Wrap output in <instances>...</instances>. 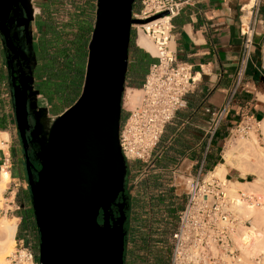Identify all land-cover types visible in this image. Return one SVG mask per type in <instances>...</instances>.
Masks as SVG:
<instances>
[{"label": "water", "instance_id": "1", "mask_svg": "<svg viewBox=\"0 0 264 264\" xmlns=\"http://www.w3.org/2000/svg\"><path fill=\"white\" fill-rule=\"evenodd\" d=\"M134 2L96 0L81 93L46 129L37 179L28 173L39 264H122L124 217L111 225L109 210L128 178L118 133L131 27L166 14L136 19ZM14 116L24 144L17 109Z\"/></svg>", "mask_w": 264, "mask_h": 264}, {"label": "crops", "instance_id": "2", "mask_svg": "<svg viewBox=\"0 0 264 264\" xmlns=\"http://www.w3.org/2000/svg\"><path fill=\"white\" fill-rule=\"evenodd\" d=\"M178 1L180 10L171 19V46L175 59L191 66L195 81L184 106L166 124L153 151L150 166L162 178L213 171L225 163L223 147L233 127L245 118L264 117V100L258 97L264 95V0H256L252 6L250 0ZM246 6L249 11L244 9ZM244 25L249 27L252 41L245 64ZM149 55L151 64L156 59ZM2 61L0 55V74ZM219 112L222 116L214 127ZM4 132L7 149L0 148V182L2 174H8L6 189L17 194L24 178L21 155L12 154L10 146L11 139L13 147L18 145L11 104L0 107V133ZM232 168L226 166V176ZM14 217L20 221V216Z\"/></svg>", "mask_w": 264, "mask_h": 264}, {"label": "built area", "instance_id": "3", "mask_svg": "<svg viewBox=\"0 0 264 264\" xmlns=\"http://www.w3.org/2000/svg\"><path fill=\"white\" fill-rule=\"evenodd\" d=\"M179 10L178 0H139V8L132 15L136 19L146 20L166 12L152 21L132 24L136 41L140 33L152 40L156 60L149 65L145 74L140 87V101L133 107L125 108L126 116L119 128V147L128 168L136 162L152 164L153 151L166 124L184 106L185 97L195 81L191 66L177 61L170 46L171 19ZM251 45L249 27L244 25V64ZM0 100H3L5 107L11 104L4 78L0 80ZM221 116L222 112H219L214 127ZM246 128L243 120L235 131L244 133ZM210 171L186 177L185 202L170 232L171 253L168 264H236L240 261L241 253L235 236L238 225H244L247 220H240L238 208L244 204L260 205L261 202L252 191L239 189L232 194L228 193L223 182L208 176ZM245 240L250 241V237ZM239 243L244 246V236ZM15 256L22 260L21 264H34L31 250L23 246V238L20 239Z\"/></svg>", "mask_w": 264, "mask_h": 264}, {"label": "rangeland", "instance_id": "4", "mask_svg": "<svg viewBox=\"0 0 264 264\" xmlns=\"http://www.w3.org/2000/svg\"><path fill=\"white\" fill-rule=\"evenodd\" d=\"M41 0H32V6L34 9L39 10L38 4ZM62 5L59 7L60 13H56L57 20L65 24L68 20L66 3H69V0H62ZM79 3H82V0H78ZM139 8V0L135 4V10ZM33 11L35 12V10ZM245 9H248L249 6H246ZM72 11V8L71 10ZM152 21V20H151ZM131 27L132 35L135 39L136 44V34H135V27ZM34 33L36 34L38 31L35 26L32 28ZM60 30H71L69 26L59 25ZM131 38V37H130ZM138 38V37H137ZM150 39V38H149ZM151 40V39H150ZM138 46V45H137ZM171 46V43H170ZM133 48H131L132 50ZM1 58L2 53H0ZM4 65V61H2ZM147 66L144 65L141 72H145ZM4 78V73L1 71L0 80ZM136 87L130 85L129 81L124 83V90L122 93V101H121V118L124 119L126 116L125 108H129L130 104L128 100V93L135 89ZM139 89V88H138ZM258 97L264 100V95L258 94ZM124 103V104H123ZM38 104L40 107L39 116L37 119L38 125V136H39V146L41 147L44 139H45V131L46 126L43 123V119L45 120L46 117L50 118L53 121V118L56 117L57 111L52 109L50 102L46 101L43 96L38 97ZM4 105L3 100H0V107ZM131 105V104H130ZM12 106V104H11ZM133 106V105H132ZM45 109V112H43ZM264 118V117H263ZM262 117L260 118H253V119H244V125L247 128L244 130V133H240L239 131H235L237 126L233 127L230 136L226 139L225 145L223 150L225 154V149L227 145H229V141L236 139L238 141L240 138L244 139H251V136L255 137L254 144L258 149H261L264 153V133L262 129L261 121L263 120ZM15 121V120H14ZM14 139L10 140V146L12 148V154H16L18 152L21 155L20 163H21V173L23 174L24 181H22V185H20L17 194L11 192V189H5V192H2L1 199H0V221L6 218H12L14 216H20L19 219L16 220V230L14 234L15 244L13 245L12 249L8 253H4V261L6 264H21L20 258L15 256L16 250L19 249L20 240L17 238L18 230L24 234L23 236V246L28 247L33 256V263L39 264V246H40V238H39V229L37 225L33 223L35 217L28 214V220L24 222V215L26 211H28V206L30 203L28 200L30 199L27 195V189L29 188L28 180L26 178V174L24 171V164L22 159V148L20 144V139L18 135V145L13 147ZM256 148V149H257ZM7 147L4 148L6 151ZM255 150L249 151V160L251 162V167L249 166L250 170L246 174V176H240L241 173L238 170L230 169L229 175H227V179L230 180H238L240 182L247 183V181H253L257 178L254 175V172L251 169H256V156ZM223 154V155H224ZM245 155L244 149L235 152V156L238 158L242 157L240 155ZM13 157V156H12ZM255 157V158H254ZM225 158V157H224ZM223 161V159H222ZM221 161V162H222ZM132 167L128 168V178H127V190L131 197L132 201V225H138L141 223L143 225V232L144 234H148L151 236V245L156 249H162L164 257L166 258L167 262H169V257L171 253V242H170V232L173 229V226L176 223L177 215L179 210L182 208L185 198H186V176L180 175H173L169 174L166 176L160 177L157 172L153 171L154 167L150 166V164L146 163H131ZM253 173V174H252ZM25 194L22 195V191L25 190ZM244 189L245 191H252L258 197V200L262 203L260 205H247L245 206L244 211H240L243 214L244 220L247 222L244 224V235L250 234V241H248V246L244 247V254L241 252L240 254V261H244V264H258L257 262H264V251L262 250V244H264V185L260 188H253L251 190H247L244 187H237V189ZM236 189V190H237ZM7 199H11L8 202ZM7 204H10L7 205ZM27 208V209H26ZM22 216V217H21ZM23 220V222H21ZM19 222V223H18ZM138 222V223H136ZM254 225V227H253ZM250 229L247 231L246 229ZM1 239L4 243H8V240L5 235L1 236ZM159 243H156V242ZM129 246H132L129 244ZM144 250H142V255L144 254Z\"/></svg>", "mask_w": 264, "mask_h": 264}, {"label": "trees", "instance_id": "5", "mask_svg": "<svg viewBox=\"0 0 264 264\" xmlns=\"http://www.w3.org/2000/svg\"><path fill=\"white\" fill-rule=\"evenodd\" d=\"M62 3V0H41L38 4L40 14L37 17L38 47L41 54L40 70H42L39 75L46 78L39 81V86L57 114L71 106L81 93L88 44L93 31L96 10V0H82V3H79L78 0H69V3L65 4L66 7H70L66 8L69 18L65 24H62L56 17V13H60L59 7ZM71 8L72 11H70ZM133 11H135L134 4L132 13ZM59 25L69 26L71 30H60ZM131 48L133 49L131 50ZM129 60H131L130 63ZM144 65L147 66V69L142 73ZM149 65V53L135 45V39L131 36L125 82L129 81L130 85L140 88L143 82L142 78L145 77ZM120 121L122 123L123 119L121 118ZM27 192L30 205L24 215V222L28 220V214L34 219L30 185ZM33 223L36 225L35 220ZM142 229L141 223L134 226L133 242L137 244L135 250L138 253L131 256L128 264H168L163 250L155 249L151 245V236L144 234ZM20 236L21 232L18 230L17 238L19 240L23 238ZM142 250L145 251L143 255Z\"/></svg>", "mask_w": 264, "mask_h": 264}, {"label": "flooded vegetation", "instance_id": "6", "mask_svg": "<svg viewBox=\"0 0 264 264\" xmlns=\"http://www.w3.org/2000/svg\"><path fill=\"white\" fill-rule=\"evenodd\" d=\"M33 9L32 0H0V44L4 61L3 73L13 114L17 109L24 132L25 143L23 144L15 121L27 180L28 173L32 180H36L37 173L41 168V161L38 157L40 151L37 133L38 108L40 107L38 97L43 96L48 101L39 86V81L46 78L39 75L42 70H40L41 54L38 47V32L35 34L32 29L35 26L38 31L37 17L40 14V9L37 12H34ZM131 35L132 32L130 37ZM109 211L111 225L113 223L118 225L121 215L124 217L122 223L124 234L122 264H128L131 256H135L138 252L135 250L137 244L133 242L132 201L127 187L124 195L116 199ZM102 217L103 213L100 210L99 223L103 222Z\"/></svg>", "mask_w": 264, "mask_h": 264}, {"label": "bare ground", "instance_id": "7", "mask_svg": "<svg viewBox=\"0 0 264 264\" xmlns=\"http://www.w3.org/2000/svg\"><path fill=\"white\" fill-rule=\"evenodd\" d=\"M254 2H255V0H250V5L252 6L254 4ZM34 10H35V12H37V9H34ZM152 20H154V19H152ZM136 42H137L138 46H140L143 49H145L146 51L150 52L152 55L156 54L155 46H154L152 40H150L146 35H143L140 33L138 35ZM141 94H142V91L140 88L139 89H136V88L132 89L128 93V100L131 104L130 105L127 102L129 107H133L134 105H136L140 101ZM43 123L46 126V129L48 130L51 123H52V120H50L49 117L48 118L46 117L45 120L43 119ZM261 124H262L261 127L263 129V133H264V119L261 121ZM6 140H7V134L5 132L0 133V148L6 147V143H5ZM254 140H255V137L251 136V139L240 138L238 141H236V139H235V141L234 140L229 141L228 142L229 145H227V148L225 149V154H224L225 163L219 164L213 171H210L208 173L209 177L214 176V177L218 178L221 182H223L225 184L227 192L230 194H232V193H234L240 189V188L237 189V187H244L247 190H251L254 187L260 188V187H263V185H264V153L261 149H258L256 147V145L254 144ZM241 149H244L245 155L241 154L240 156H242V157L237 158L235 156V152H238ZM255 149H256L255 156L257 157L256 163H255L256 169H251V171L254 172V175L257 178H255L253 181H247V183L227 179L225 177L226 166H231L233 168H237L240 171L241 176H246V174L250 170L249 166L251 167V162L249 160V151L255 150ZM7 182H8V174L6 175L5 173H3L2 174V180L0 182V199L2 198L1 195H2V192L4 191V189L7 185ZM241 190H244V189H241ZM247 205H249V204H244L238 208V215L240 217V220H244V216L242 213H240L239 210L244 211L245 206H247ZM253 227H254V225H253ZM244 228L245 227H244L243 223L239 224L238 225V232L235 236V242H237V244H238V247L240 249V253L242 252L243 254H244V247L248 246V241L245 239L250 236V234H247L246 236L244 235ZM15 230H16V218L15 217L6 218V219H3L2 221H0V264H6L3 256H5L6 253L10 252L13 245L15 244V239H14ZM246 230L249 231L250 229L248 228ZM2 235L6 236L9 244L4 243L2 241V239H1ZM243 236H244V243H245L244 246L241 243H239ZM262 250L264 251V244H262ZM257 263L258 264H264V262L262 263L260 261ZM236 264H244V261H239Z\"/></svg>", "mask_w": 264, "mask_h": 264}]
</instances>
